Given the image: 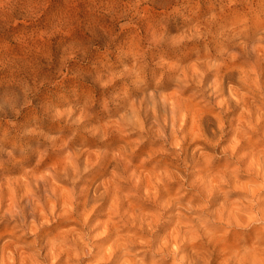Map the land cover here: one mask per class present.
<instances>
[{
  "label": "clouds",
  "instance_id": "1",
  "mask_svg": "<svg viewBox=\"0 0 264 264\" xmlns=\"http://www.w3.org/2000/svg\"><path fill=\"white\" fill-rule=\"evenodd\" d=\"M228 61L247 71L225 96ZM261 72L264 0H0L5 250L19 264H186L185 249L264 264ZM157 154L169 163L145 184ZM225 160L215 182L196 174Z\"/></svg>",
  "mask_w": 264,
  "mask_h": 264
},
{
  "label": "rangeland",
  "instance_id": "2",
  "mask_svg": "<svg viewBox=\"0 0 264 264\" xmlns=\"http://www.w3.org/2000/svg\"><path fill=\"white\" fill-rule=\"evenodd\" d=\"M246 71H247L246 66L244 64L240 63V62L233 63L231 61H228L222 66V68L220 69V75L224 79V93L223 94L225 96L229 95V93L227 91V84H228L229 80L230 79L234 80L236 75H240V74H242V73H244ZM208 79L209 78L206 77V81ZM258 86H259V88L261 90H264V72H261V74H260V79H259V82H258ZM231 103H232L234 112L233 113H229V115L230 116H232L234 114L243 115L242 112H241V109L236 108L235 101H232ZM191 105H192L191 119H188V120L185 121V128H188L190 123L192 122V120H195L198 117L199 113L204 111L202 105H200L198 103V101H196V100L191 101ZM159 106H160L161 111H163V109L165 107L163 102H160ZM253 115L255 116V112L253 113ZM244 118L246 119V116H244ZM262 123H264V121H262ZM222 145H223V142H222ZM186 147H187V152L189 154L188 155L189 164L191 165L193 163V160H192V158L190 156V153H191L192 147H194V145H186ZM150 151H152V150L149 149L147 146H142V148L140 150H138V158L136 160H134V163L139 164L140 163V158L139 157L146 156ZM218 151H219V149H217V152ZM168 163H169V158L163 156L162 154L153 155V158H152L151 161H146L142 165L144 171L146 173H148V175L143 177V182L145 184H150L151 183V171H152V166L154 164H158L159 166H165ZM227 166H228V164H227L226 160L224 162H222V163H218V164L214 163L212 169H205L202 166L197 165L196 174L197 175L207 176L210 181L215 182L216 181V171H219L220 169L225 168ZM89 195H93V194L89 193ZM77 198L79 199V197H77ZM6 206H7V204H5V207ZM149 210L150 209H147V208L145 209V211H149ZM60 212H61V204H59V206L56 209V213L57 214H59ZM69 216H72L73 219L77 220L74 213L65 215L63 217L67 218ZM48 218L51 219V217H48ZM94 218H95V214H94L93 217L90 218L89 222L91 223ZM105 219H107V216H105ZM58 222H59V220H56L55 224L53 225V227L56 228V230L58 232L62 231V230L73 229V228L77 227V222H75V223L70 222V223L65 224V225L62 224V226ZM0 232L4 233L2 236H0V248H1L2 246L5 245V241L9 240L11 237H10L9 233L5 232V230L3 229L2 226H0ZM7 250H9L8 252H10V251L12 252V248L11 247H8ZM185 251H186L188 257H192V256L196 257L195 254L190 249H185ZM0 255H2L1 252H0ZM17 259H18V255H17ZM116 259L118 260V258H116ZM18 262H19V259H18ZM213 264H216L215 260L213 261Z\"/></svg>",
  "mask_w": 264,
  "mask_h": 264
},
{
  "label": "bare ground",
  "instance_id": "3",
  "mask_svg": "<svg viewBox=\"0 0 264 264\" xmlns=\"http://www.w3.org/2000/svg\"><path fill=\"white\" fill-rule=\"evenodd\" d=\"M59 204H61L60 202H57V204H56V209H57V207L59 206ZM31 207V205H29V208ZM44 211H45V213L47 214L48 213V208L47 207H45V209H44ZM50 217V216H49ZM29 219H31V216L29 215V217H28ZM59 220V224L62 226V224L63 225H65V224H68V223H70V222H73V223H75V222H77V220H75V219H73L72 218V216H69V217H67V218H64V217H61L60 219H58ZM57 223V224H58ZM43 231V230H42ZM6 251L8 252L9 250H5V247L4 246H2L1 248H0V252L2 253V255H0V258H3L4 256H5V254H6ZM11 252V251H10ZM12 255H13V257H17V253H15V252H12ZM102 255V254H101ZM194 255V254H193ZM190 256V255H189ZM116 258H120L119 257V254H117V257ZM16 264H19V262H18V259H17V261H16ZM186 264H198L197 263V260H196V257H194V256H192V257H188L187 256V258H186Z\"/></svg>",
  "mask_w": 264,
  "mask_h": 264
}]
</instances>
